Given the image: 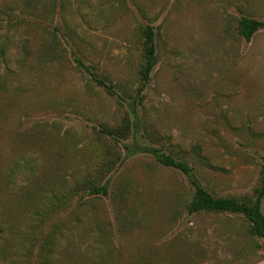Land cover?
<instances>
[{
	"label": "rangeland",
	"instance_id": "rangeland-1",
	"mask_svg": "<svg viewBox=\"0 0 264 264\" xmlns=\"http://www.w3.org/2000/svg\"><path fill=\"white\" fill-rule=\"evenodd\" d=\"M243 16L264 21V0H0V264H264L245 217L190 213L187 175L125 148L157 146L214 195L253 196L264 27L247 41ZM147 23L158 63L135 116Z\"/></svg>",
	"mask_w": 264,
	"mask_h": 264
},
{
	"label": "trees",
	"instance_id": "trees-1",
	"mask_svg": "<svg viewBox=\"0 0 264 264\" xmlns=\"http://www.w3.org/2000/svg\"><path fill=\"white\" fill-rule=\"evenodd\" d=\"M264 27V21L251 18L248 16H243L239 19L237 23L238 33L243 36L247 41L252 39L253 34ZM143 40H142V52L143 61L138 70L139 76V86L133 96L132 103L130 102V107L132 108L131 114L138 115V106L143 101V92L150 84L152 79V74L158 63L157 54V43L156 35L157 31L153 24L147 23L140 28ZM75 61L78 62L79 66L88 70L94 79L101 85H103L111 94L117 95L119 100L125 99L121 93H119L113 84L108 83L103 78H100L95 74L89 65H86L84 61L77 55H75ZM132 118H127L124 125L120 128H110L104 126V131L113 137H118L122 133L134 124ZM139 127L138 119L137 125ZM137 148L132 149L130 144H125V148L133 153V151H144L153 155L160 164L180 169L185 173L194 186V192L191 198L187 202V209L190 213L205 211V212H218L225 213L230 212L233 214H241L245 217L249 223L250 233L254 236L260 237L262 239V246L264 247V212L262 210V200L264 198V161L261 168V175L258 185L255 187L253 196H242L237 197L233 195L217 196L214 195L206 186L203 185L201 180L198 178L194 172L193 166L184 159H179L172 153L166 152L164 149L157 146L146 144L144 146H136ZM108 182L102 186H93L91 188L92 194H107L108 193ZM2 229L0 226V233Z\"/></svg>",
	"mask_w": 264,
	"mask_h": 264
}]
</instances>
